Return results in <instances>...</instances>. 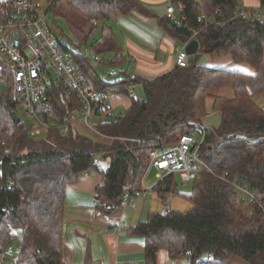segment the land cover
Here are the masks:
<instances>
[{
	"label": "trees",
	"instance_id": "trees-1",
	"mask_svg": "<svg viewBox=\"0 0 264 264\" xmlns=\"http://www.w3.org/2000/svg\"><path fill=\"white\" fill-rule=\"evenodd\" d=\"M40 1L28 0L23 8L27 15L40 13ZM46 1L47 11L55 15H62L61 5L66 4L85 20H94L87 30L68 20L78 45L90 41L97 24H102L91 49L97 54L113 53L105 62L114 67L126 64L127 57L110 21L117 13L130 11L156 16L137 0ZM170 2L183 25L175 27L165 16H156L157 22L179 44L196 42L197 50L187 67L175 65L154 79L124 70L122 78L110 83L101 79L91 58L62 44L102 91L130 95V89L142 87L141 101H132L122 113H108L99 120L97 130L112 137L111 141L77 132L61 135L54 129L30 137L22 120L19 124L14 120L16 105L9 91L0 92V133L16 139L11 155L2 156L0 148V253H5L15 238L14 230L19 231L16 253L13 255L11 246V252L5 254L7 262L2 264L12 260L14 264H64L60 256L66 184L75 182L83 172H98L102 180L95 191V206L104 214L116 212L126 191L130 196L140 191L151 149H164L185 133L200 134L194 125L206 115L208 98L213 101L212 110L220 114L219 125L207 130L200 148L211 172H200L186 193L178 192L171 175L153 189L162 197L178 194L193 207L183 212L149 211L145 220L127 227V232L143 239L144 264H156L159 249L167 250L171 258L183 257L185 264H232V257L264 264V216L260 211L244 215V197L222 178L235 177L264 205V143L254 141L248 146L244 138L235 137L237 133L264 135V110L255 103L256 96L264 92V19L231 18L241 8L239 0ZM258 2L264 10V0ZM201 11L214 21L207 26L198 23ZM221 53L230 54L235 62L249 63L254 73L210 68L198 62L202 54ZM224 84L232 86L233 96H213V88ZM49 100L58 117L66 113L60 106L62 95Z\"/></svg>",
	"mask_w": 264,
	"mask_h": 264
},
{
	"label": "built area",
	"instance_id": "built-area-1",
	"mask_svg": "<svg viewBox=\"0 0 264 264\" xmlns=\"http://www.w3.org/2000/svg\"><path fill=\"white\" fill-rule=\"evenodd\" d=\"M27 3L28 0H9L7 4H0V83L4 84L15 105L23 109L25 117L29 120L26 125L27 133L30 137L37 138L43 132L54 129L61 135L77 132L100 141H111L112 137L97 130L99 120L109 113L110 107L106 97L111 94L110 91L99 89L92 79L79 69L71 51L62 46L50 32L45 19L46 13L27 15L23 9ZM214 13L219 16L220 10L216 9ZM165 17L175 27L183 25L182 18L171 2L166 6ZM236 17L262 20L264 10L260 7L241 6L231 16ZM213 21L214 18L208 19L202 11L197 16V22L203 24L202 26H207ZM93 22L94 20L90 21ZM198 32H194V35ZM186 45L185 43L175 50L174 64L178 67L188 66L191 55L187 52ZM53 95H62L64 99L60 106L66 113L61 117L57 116L56 109L49 100ZM130 97L132 101H141L134 91H131ZM97 111H101L102 115L97 114ZM194 126L200 129L199 135L185 133L168 147L149 151V162L141 178L140 191L153 194L154 187L170 175L178 176L182 182H189L200 172H211L200 156V148L209 128L200 124ZM235 137L244 138L248 146L253 145L254 141L264 143V135L245 137L237 133ZM15 143L14 137H6L0 133L1 155H11ZM151 170H155L154 182L147 180ZM84 173L86 172L82 174ZM222 178L244 197V215L251 216L255 211H260L264 216V205L254 191L235 177ZM135 192L132 191L133 194ZM130 195L131 193L126 191L122 205H131ZM11 250L9 246L4 255H8ZM10 264H14V261Z\"/></svg>",
	"mask_w": 264,
	"mask_h": 264
},
{
	"label": "crops",
	"instance_id": "crops-1",
	"mask_svg": "<svg viewBox=\"0 0 264 264\" xmlns=\"http://www.w3.org/2000/svg\"><path fill=\"white\" fill-rule=\"evenodd\" d=\"M137 1L159 17L165 16L166 6L170 2V0ZM239 3L240 7H259L258 0H239ZM156 16H146L137 11H130L127 14L117 13L112 20L115 23L123 53L127 57L126 63H129V72L146 79H154L171 71L175 66V50L183 45L164 31L158 24ZM91 24L88 22V27ZM207 57L208 59L202 63L207 67L228 68L246 74L254 73L252 65L247 62L236 63L230 54L207 55ZM218 87L220 88L216 91L212 90L213 96L227 98L233 96V88L230 84ZM121 96V93L115 96L110 95L109 107L124 106L126 110L132 100L127 102ZM212 102V99L208 98L206 107L211 108ZM255 103L264 110V92L256 96ZM204 124L201 121L200 125L204 126ZM207 128L212 129L214 126ZM101 180L102 177L98 172L90 171L79 175L75 182L66 184L61 262L64 264H142L145 250L143 239L129 235L127 227H133L143 221L149 211L158 212L170 206L174 195L167 193L162 197L155 191L149 195L142 190L131 197L130 206L122 205L116 212L104 214L95 206V191ZM178 200L183 203V208L176 209L187 211L193 207V204L188 201ZM175 203L181 207L178 201ZM7 259L4 253H0V264L7 262ZM230 262L248 264L236 257H232ZM156 264H185V259L171 258L167 250L159 249Z\"/></svg>",
	"mask_w": 264,
	"mask_h": 264
},
{
	"label": "rangeland",
	"instance_id": "rangeland-1",
	"mask_svg": "<svg viewBox=\"0 0 264 264\" xmlns=\"http://www.w3.org/2000/svg\"><path fill=\"white\" fill-rule=\"evenodd\" d=\"M1 3L7 4L8 0H0V4ZM40 3H41V7L39 8V12L41 14L46 13L45 19H46V22L49 26L48 28H49L50 32L53 34V36L61 44H64L70 50H72V51L79 50L83 54H85L89 58H91L93 60L94 66H95V68H96V70H97V72H98V74L102 80L112 83L113 81L122 78L121 71L126 70L129 73L130 67H129L128 62L126 64H123L122 66H117V67L110 66L105 62V60H110L113 57V53L104 52V53L97 54V53H94V51L91 49V43L94 40H96L100 35L99 30H100V27L102 26V24H97V29H96V31H95V33H94V35L90 41H88L85 44L78 45L77 44L78 41L75 39V37L73 36V34L71 32V28H70V25L68 23V20L73 21L77 26L84 28L85 30H87L88 22H90V21L85 20L81 15H79L78 13H76L75 11L70 9V7L67 6L66 4L61 5L62 6V15H60V14L55 15L52 11H47L48 3L46 0H41ZM110 26H111L112 30L118 35L115 23L113 21H110ZM223 54L224 53H221L220 55H223ZM207 55L208 54H202L199 57L200 59L198 58L199 64L204 63V61H206L208 59ZM226 69H228V68H226ZM215 88L213 89L214 91H216L220 87H218L216 89ZM4 90H5L4 84L0 83V92H3ZM131 91H134L135 93H137L141 99L144 98V93H143L142 87L140 85L135 86L134 88L130 89L129 93H131ZM110 95L115 96L117 94L111 93V94L107 95L106 99H107V102L109 105H110V102H109ZM121 95H122L121 97L126 99L127 102H128V100L129 101L131 100V97L129 94L127 95V94L121 93ZM110 110H111L110 114L116 115V114L122 113L125 110V107L124 106H121L118 108H112L111 107ZM15 112H16L17 116H19L20 119L22 120L23 125H27L29 120L25 117L23 109L20 106H16ZM219 121H220L219 113L217 111H213L211 108L206 107V115L202 118V122H204L206 124V125L204 124V126H206V127H212V126L217 127L220 123ZM147 180L150 182H154L156 180L155 170H151L149 172V174L147 175ZM175 183H176V188H177L179 193H186V192H189L191 190V187H192L191 181L182 182L180 180V178L178 176H176L175 177ZM172 195H174V197L172 198L170 206H168L167 208L164 207V209H162L158 212H163L165 209H173V210H177V211H181V212L184 211L183 209L179 210L176 208H183L182 207L183 203L180 202L178 199H181V200H185V199L183 197L179 196L178 194H172ZM239 197H241V195H239ZM176 201H178V203L181 207H178L176 205V203H175ZM145 218L143 220H145ZM14 233H15V238H12L11 243H10V246H12V248H13V255L16 253V250L18 247V242H19V231L14 230Z\"/></svg>",
	"mask_w": 264,
	"mask_h": 264
},
{
	"label": "water",
	"instance_id": "water-1",
	"mask_svg": "<svg viewBox=\"0 0 264 264\" xmlns=\"http://www.w3.org/2000/svg\"><path fill=\"white\" fill-rule=\"evenodd\" d=\"M186 50L187 52L190 54V55H193L196 50H197V44L195 41L189 43L187 46H186ZM14 120L16 122V124H19L20 123V118L17 116V115H14ZM2 161V159H0V162Z\"/></svg>",
	"mask_w": 264,
	"mask_h": 264
}]
</instances>
